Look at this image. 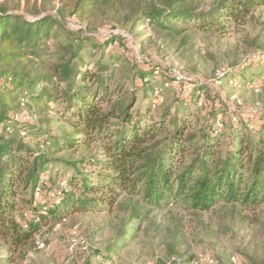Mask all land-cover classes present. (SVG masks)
Returning a JSON list of instances; mask_svg holds the SVG:
<instances>
[{
  "label": "trees",
  "instance_id": "obj_1",
  "mask_svg": "<svg viewBox=\"0 0 264 264\" xmlns=\"http://www.w3.org/2000/svg\"><path fill=\"white\" fill-rule=\"evenodd\" d=\"M100 1H77L70 14H83L84 7ZM188 1L168 0L161 9L145 11L143 21L172 32L176 25H191L202 33L225 34L264 6V0H222L204 13L184 6ZM52 28L64 31L56 19L28 20L0 7L2 106L8 96L13 114L24 102L41 126H50L51 113L52 121L61 123L58 133L40 131L0 114V240L7 251L26 246L45 225L68 214L111 210L122 196L146 206L177 204L199 212L219 203L251 207L264 201L263 126L255 128L235 116L217 122L221 114L215 112L196 130L197 117L186 101L176 98L161 110L154 105L167 91L153 85L150 75L159 68L140 72L141 86L133 80L130 91L114 80L115 65L123 59L117 48L109 54L112 65L97 64L95 74L88 70L82 53L101 59L108 47L122 45L121 37L98 41L68 31L65 48L48 53L43 47L58 35L51 34ZM42 59H55L58 65L50 74L33 77L16 68L20 62ZM191 87L188 99L198 106L200 88ZM31 129L36 139L28 146L23 141ZM81 149L89 153L71 158ZM16 212L28 219L17 220ZM147 215L133 216L142 221Z\"/></svg>",
  "mask_w": 264,
  "mask_h": 264
},
{
  "label": "rangeland",
  "instance_id": "obj_2",
  "mask_svg": "<svg viewBox=\"0 0 264 264\" xmlns=\"http://www.w3.org/2000/svg\"><path fill=\"white\" fill-rule=\"evenodd\" d=\"M77 1L80 0H0V7L28 20H58L64 31L52 28L51 34L58 35L43 47L48 53L65 48L68 31L78 33L82 39L98 41L111 35L121 37L122 45L108 47L101 59L98 54L82 53L90 63L88 70L95 74L97 64L112 65L109 54L117 48L123 59L115 65L114 80L130 91L133 80L141 86L137 77L140 72L151 74L150 69L159 68L150 75L153 85L157 91H167L154 105L161 110L175 104L176 98L186 101L191 112L187 111L198 118L196 130L204 128L215 112L221 114L217 122H228L235 116L264 129V6L246 24H232L225 34L202 33L191 25H176V35L175 31L158 29L146 19L143 21L145 11L161 9L168 0H102L92 8L84 7L83 14L71 16V7ZM220 1L190 0L184 6L208 13ZM38 64L41 66L36 73ZM57 65L55 59H42L20 62L16 68H23L33 77L50 74ZM174 76L187 81L174 83ZM192 84L200 88L198 106L188 99ZM7 100L3 107L0 99V114L13 118L20 110L13 114L14 106ZM24 104L29 127L59 132L61 123L52 121V113L47 118L50 126H41L30 117ZM32 132L31 129L29 139L23 141L28 146L36 139ZM87 153L81 149L71 158ZM50 173L45 171L46 176ZM142 212H148L147 218L137 221L133 215ZM16 218L28 219L20 212H16ZM76 237L85 245L69 253ZM38 243H43L44 248H38ZM6 248L0 240V264H264V201L251 207L219 203L199 212L177 204L146 206L136 198L122 196L111 210L68 214L60 222L45 225L26 246L16 251Z\"/></svg>",
  "mask_w": 264,
  "mask_h": 264
},
{
  "label": "built area",
  "instance_id": "obj_3",
  "mask_svg": "<svg viewBox=\"0 0 264 264\" xmlns=\"http://www.w3.org/2000/svg\"><path fill=\"white\" fill-rule=\"evenodd\" d=\"M186 81L187 80L184 77H182V76H174V80H173L174 83H180V82L186 83ZM167 86H168V84H165V87H167ZM24 105H25L24 102H22L20 104V113L13 117V119L15 121H26L27 118L24 116L25 112L22 109L24 107ZM37 245H38V248H44V244L43 243H38ZM83 245H85V242L82 239L76 237L73 240V244L69 248V253L75 252L76 248L81 247Z\"/></svg>",
  "mask_w": 264,
  "mask_h": 264
}]
</instances>
